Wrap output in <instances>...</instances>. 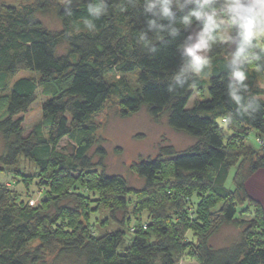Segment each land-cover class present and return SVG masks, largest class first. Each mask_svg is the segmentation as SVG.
<instances>
[{
	"label": "trees",
	"instance_id": "1",
	"mask_svg": "<svg viewBox=\"0 0 264 264\" xmlns=\"http://www.w3.org/2000/svg\"><path fill=\"white\" fill-rule=\"evenodd\" d=\"M90 2L72 0L69 8L65 0L57 5L62 22L57 33L45 30L36 17L48 8L46 0L9 6L0 14V170L13 168L24 158L57 196L51 202L44 199L43 209L26 208L0 182V264H41L40 254L49 248L58 249V258L71 257L78 264H177L188 254L199 264H264V216L259 218L262 224L239 217L250 203L246 181L264 170V89L252 87L249 69L255 68H248L245 82L246 96H256L260 104L254 118L236 116V106L225 95L228 80L222 58L230 45L214 48L209 75L196 81L195 88L186 85L170 93L171 77L180 66L176 45L183 37L171 43L154 40L158 52L149 54L136 43L146 18L132 6L122 12L125 0H107V15L96 21V31L90 33L82 25ZM77 25L80 32L74 31ZM63 43L70 55L57 53ZM72 56L77 60L72 61ZM20 71L35 72L40 78H19L8 85L7 77ZM134 72L136 86H131L124 75ZM108 75L121 78L108 82ZM204 85L207 98L193 100L186 108L192 91ZM39 88L47 98L42 118L24 136L22 121L15 116L26 111ZM111 97L122 116L142 108L154 119L165 114L172 130L195 140L185 151L161 147L156 157L131 165L143 180L140 191L130 188L120 175L97 173L104 168L101 146L94 151L96 162L90 154L97 131L90 117ZM229 113L233 121L225 126L223 119ZM236 127L255 130L263 142L262 153L236 163L230 157ZM65 137L73 142L70 153L57 149ZM86 192L97 194L96 208L108 211L117 230L95 237L81 226L78 213L90 202ZM65 199L73 200L75 208L59 206ZM143 213L149 222L131 227V217ZM63 218L68 226L57 225ZM235 224H247L240 228L238 240L214 248L213 236L223 226ZM259 228L263 229L258 232ZM35 240L40 245L30 251L28 246Z\"/></svg>",
	"mask_w": 264,
	"mask_h": 264
},
{
	"label": "rangeland",
	"instance_id": "2",
	"mask_svg": "<svg viewBox=\"0 0 264 264\" xmlns=\"http://www.w3.org/2000/svg\"><path fill=\"white\" fill-rule=\"evenodd\" d=\"M36 1L0 0V14L3 13L6 7L18 8L24 5H32ZM46 1L48 8L45 12L37 13L36 17L45 30L57 33L62 30V22L57 16L56 8L57 5L63 4L65 0ZM57 53L60 55H70L67 44L63 43L59 45L57 47ZM71 59L72 61H76L77 57L72 56ZM249 71L252 73V87L264 89V76L252 68ZM124 77L131 86H136L137 73L126 74ZM19 78H29L38 81L40 76L35 72L20 71L14 76L7 77L6 80L8 85H11L13 81ZM119 78L121 77L106 76L108 82H114ZM205 98H207V92L204 85L200 90L195 89L192 91L191 99L188 101L186 108L192 107L193 100H202ZM46 99L41 94V89H37L35 100L25 112L15 116V119L19 118L22 121L21 126L24 131V136L29 135L34 126L41 121V107ZM67 117L69 118V115ZM90 120L97 125L94 146L90 151V154L93 155V161H97V157L94 156L96 147L101 146L105 151L104 168L98 169L97 173L103 171L106 175H120L126 180L130 188L137 191L142 189L143 180L131 171V165L140 160L156 157L161 147L171 146L176 152H181L187 150L195 143V140L186 134L172 130L167 124L165 114L154 119L149 116L146 108H142L137 113L122 116L115 97L109 98L98 112L91 115ZM243 129L236 127V137L230 147V157L236 163L242 160H248L251 157L254 158L255 155L262 153L261 147L263 146V142L258 139L256 131ZM72 144L73 142L65 137L59 142L57 149L63 153H70ZM247 165L248 163L245 164V167ZM232 175L233 171H231L230 179L227 183L230 187ZM0 182L12 191V196L15 201L26 208H40L43 206L44 199L46 203L47 201L51 202V200L57 197L52 193L50 183L39 176V172L34 164L24 158H20L13 168L0 170ZM246 190L250 198V203L242 207L243 211L239 217L247 223L255 219L262 224L259 218L264 216V170H260L248 178L246 181ZM86 195L90 202L80 214L78 213L81 226L88 227L91 235L95 237H100L107 232L117 230L118 226L109 219L108 211L102 207L96 208L97 194L86 192ZM59 206L73 209L75 208V203L71 199H65L59 201ZM49 209V213L54 212L52 206ZM141 222L145 224L149 222V220L147 221V215L145 213L131 217V227ZM57 225L64 227L68 226L69 222L63 218L57 222ZM246 226L247 224H241V227L239 224L237 226L236 224L223 226L211 239V245L214 248L230 246L238 240L240 228ZM123 229L125 230V228ZM261 229L263 228H259L258 232ZM39 245L40 241L35 240L28 246V249L33 251ZM40 255L42 257L41 264H78V261L71 257L58 258V249L56 248L46 249ZM177 264L199 263L194 255L188 254L182 256L177 261Z\"/></svg>",
	"mask_w": 264,
	"mask_h": 264
},
{
	"label": "clouds",
	"instance_id": "3",
	"mask_svg": "<svg viewBox=\"0 0 264 264\" xmlns=\"http://www.w3.org/2000/svg\"><path fill=\"white\" fill-rule=\"evenodd\" d=\"M66 4L70 8L72 0ZM128 6L139 8L146 18L136 43L149 54L158 52L154 40L171 43L183 37L176 45L180 66L171 77L170 93L186 85L195 88L196 81L209 75L214 48L230 45L222 58L228 80L225 95L236 106V116L255 117L260 104L256 96H246L245 82L249 67L264 73V0H125L121 11ZM86 12L83 29L94 33L96 21L108 13L107 0H92ZM74 31L80 32L81 27ZM232 121V113L223 119L225 126Z\"/></svg>",
	"mask_w": 264,
	"mask_h": 264
}]
</instances>
